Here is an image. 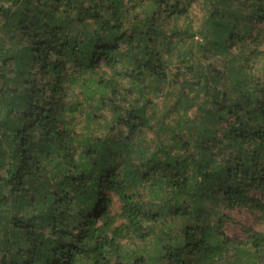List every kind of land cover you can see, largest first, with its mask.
<instances>
[{"label": "trees", "instance_id": "16d2710c", "mask_svg": "<svg viewBox=\"0 0 264 264\" xmlns=\"http://www.w3.org/2000/svg\"><path fill=\"white\" fill-rule=\"evenodd\" d=\"M254 193L264 0H0V264H264Z\"/></svg>", "mask_w": 264, "mask_h": 264}, {"label": "rangeland", "instance_id": "374dc122", "mask_svg": "<svg viewBox=\"0 0 264 264\" xmlns=\"http://www.w3.org/2000/svg\"><path fill=\"white\" fill-rule=\"evenodd\" d=\"M203 13L199 8H195V10L192 13V21L194 26H198L201 24ZM196 40H200L199 38H196ZM148 137L151 135L150 133L147 134ZM253 196L260 201H264V193L258 194L254 193ZM229 216L231 217V222H228L224 227V233L227 237H229L231 240L237 242L241 241L244 238V234L242 229L244 227H249L253 230H257L259 227V224L256 222L255 216L250 213L247 209L243 210H235L231 213H229Z\"/></svg>", "mask_w": 264, "mask_h": 264}]
</instances>
